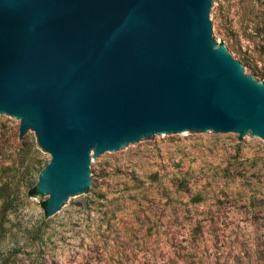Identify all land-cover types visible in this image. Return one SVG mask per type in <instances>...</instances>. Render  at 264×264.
Returning a JSON list of instances; mask_svg holds the SVG:
<instances>
[{
	"label": "water",
	"instance_id": "95a60500",
	"mask_svg": "<svg viewBox=\"0 0 264 264\" xmlns=\"http://www.w3.org/2000/svg\"><path fill=\"white\" fill-rule=\"evenodd\" d=\"M216 0H0V116L50 156L53 220L98 163L189 134L264 139V82L217 44Z\"/></svg>",
	"mask_w": 264,
	"mask_h": 264
},
{
	"label": "rangeland",
	"instance_id": "374dc122",
	"mask_svg": "<svg viewBox=\"0 0 264 264\" xmlns=\"http://www.w3.org/2000/svg\"><path fill=\"white\" fill-rule=\"evenodd\" d=\"M215 42L264 82V0H216ZM50 156L0 116V264H264V139L189 134L98 163L53 220Z\"/></svg>",
	"mask_w": 264,
	"mask_h": 264
},
{
	"label": "trees",
	"instance_id": "16d2710c",
	"mask_svg": "<svg viewBox=\"0 0 264 264\" xmlns=\"http://www.w3.org/2000/svg\"><path fill=\"white\" fill-rule=\"evenodd\" d=\"M29 192L31 196H40V194L36 191L35 186H33ZM42 205L45 207V201L42 202Z\"/></svg>",
	"mask_w": 264,
	"mask_h": 264
}]
</instances>
